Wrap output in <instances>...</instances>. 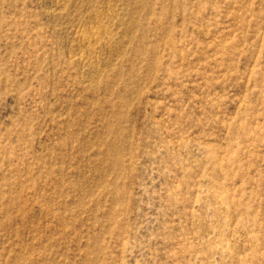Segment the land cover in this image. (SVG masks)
I'll use <instances>...</instances> for the list:
<instances>
[{
    "label": "rangeland",
    "instance_id": "374dc122",
    "mask_svg": "<svg viewBox=\"0 0 264 264\" xmlns=\"http://www.w3.org/2000/svg\"><path fill=\"white\" fill-rule=\"evenodd\" d=\"M0 264H264V0H0Z\"/></svg>",
    "mask_w": 264,
    "mask_h": 264
}]
</instances>
